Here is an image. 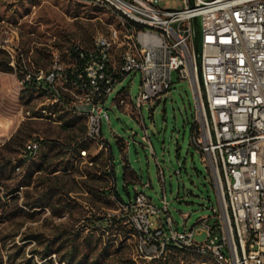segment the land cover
Segmentation results:
<instances>
[{
	"label": "rangeland",
	"instance_id": "obj_1",
	"mask_svg": "<svg viewBox=\"0 0 264 264\" xmlns=\"http://www.w3.org/2000/svg\"><path fill=\"white\" fill-rule=\"evenodd\" d=\"M159 4L166 9L184 5L182 0H159ZM107 18L104 11L73 0H0V264H68L61 260L70 252L68 240L77 247L75 260L83 259L84 264L151 261L135 258L136 234L115 237L97 220L120 218L113 181L107 175L112 165L120 198L125 203L133 199L135 185L161 209L164 193L168 213L159 211L150 220L164 223L169 215L177 231L184 226L198 228L197 221L211 215V207L219 208L210 168L191 141L192 91L175 73L165 97L154 105L143 104L140 120L117 103L119 91H124L129 105L135 102L140 73L131 71L114 85L103 105L109 118H101L112 164L104 145L95 147L98 160L92 165L74 162L72 153L60 152L83 138L82 119L66 113H57L51 121L21 119L23 110L34 111L44 98L24 88L17 73L33 76L48 71L55 60H63L72 43L87 46L97 32H104ZM6 62L11 71H4ZM63 120L76 123L62 126ZM144 126L151 150L141 138ZM32 140L44 144L28 159L25 145ZM88 145L92 151L94 146ZM123 163L135 182L126 177ZM102 174L108 179L100 178ZM122 220L116 230L130 229ZM193 239L202 242L205 234L197 230ZM46 244L60 249L48 261L33 254ZM171 255L173 264H213L203 255Z\"/></svg>",
	"mask_w": 264,
	"mask_h": 264
},
{
	"label": "built area",
	"instance_id": "obj_2",
	"mask_svg": "<svg viewBox=\"0 0 264 264\" xmlns=\"http://www.w3.org/2000/svg\"><path fill=\"white\" fill-rule=\"evenodd\" d=\"M73 1L104 11L110 22L89 45L72 43L48 71L25 75L44 100L21 119L51 121L57 113L82 119L83 138L75 145L94 148L77 149L76 160L92 165L96 149L107 148L101 118H109L103 105L116 83L140 73L134 103L124 91L117 95L118 105L140 120L143 104L169 92L172 73L187 80L195 104L191 141L210 168L219 208L211 207L198 228L177 231L169 215L164 223L150 220L168 213L164 193L158 209L134 185L133 199L117 204L137 235L135 258H159L173 244L213 264H264V0H182L180 9L163 8L159 0ZM141 138L151 150L145 126ZM39 148L32 140L24 151ZM197 230L205 234L202 242L193 239Z\"/></svg>",
	"mask_w": 264,
	"mask_h": 264
},
{
	"label": "trees",
	"instance_id": "obj_3",
	"mask_svg": "<svg viewBox=\"0 0 264 264\" xmlns=\"http://www.w3.org/2000/svg\"><path fill=\"white\" fill-rule=\"evenodd\" d=\"M84 46H86V45H84ZM5 66L6 67H5L4 71L5 70L6 71H11L12 70L11 67L8 66V63L7 62L5 63ZM28 74L31 77H34L30 73H28ZM25 75H26V73H23V74H18L17 73V77L20 79V81H22V85L24 86V88H30L31 90H36L35 87L33 86L32 82L24 81ZM75 123L76 122L72 120V121L65 122L62 126L73 127L75 125ZM193 129H194V124L192 125L191 133L193 132ZM39 142H40V145H43L44 144V141L43 140H39ZM116 142L118 143V146L121 149L122 146H123V143H121V141L119 139ZM74 145L71 146L68 149L60 150V152H70V153H74V152L77 151V149H80V148H88L89 147V145L87 143H85V142H81L78 146H76V145L74 146ZM107 148H108L110 162L112 164V158H111L110 148H109L108 144H107ZM34 155H36V152L35 153H30L28 155V157H29L28 159H31L32 157H34ZM91 160H92V162L93 161L94 162L97 161L98 160V155L92 157ZM123 165H124V168H125L124 173L126 174V177L129 176V179L132 182H135L136 180L134 178V174H132V171L130 170L129 173H127V168L128 167H127V165L125 163H123ZM36 167H37V165H36ZM38 170H40V168ZM107 175L113 181L112 196L114 197V200L116 201V203H125L120 198V196L118 195V193L116 191V188H115V175H114L113 165H112V169L109 171V173H107ZM97 220H99L100 224H102V227L105 229L106 232H108L110 235H114L115 237H116L117 234H119L120 236H122L124 238H128L131 234H133V233L136 234L135 231L131 227L128 230H125V229L116 230V228H118L117 226H119V224H118L119 221L122 220L121 217L119 219H115V218H112V219H101V217H100V218H97ZM41 242L42 241H38V243H41ZM67 244L70 245L69 246L70 247V252H65L62 255V259L61 260L67 262L68 264H70V263L71 264H84L83 259L80 260V261L79 260L77 261V259L75 260V252H76L77 247H76V245H74V241L68 240L67 241ZM59 252H60V249L59 248L58 249L57 248H52L50 244H46L43 247L42 251H39V252L38 251H36V252L34 251L33 254H37L41 260L48 261L50 255L52 253L58 254ZM171 254H176V255L179 254L182 257H189V256L191 257V256L200 255L193 248H179V247H176L173 244H168L167 245V248L165 249V252L158 259H153V260L148 261V262L144 261L141 264H173L174 257ZM123 264H136V263L134 261L128 259V260H123Z\"/></svg>",
	"mask_w": 264,
	"mask_h": 264
},
{
	"label": "crops",
	"instance_id": "obj_4",
	"mask_svg": "<svg viewBox=\"0 0 264 264\" xmlns=\"http://www.w3.org/2000/svg\"><path fill=\"white\" fill-rule=\"evenodd\" d=\"M65 122H68V121H65ZM65 122H64V123H65ZM64 123H63V124H64ZM72 158H73L72 160H73L74 162H78V161L76 160V158H77V151L74 152V153H72ZM95 162H96V161H95ZM95 162L93 161V164H94ZM104 174H106V173H104ZM104 174H102L100 178H104V179L107 178V176H106V177L103 176ZM107 179H108V178H107Z\"/></svg>",
	"mask_w": 264,
	"mask_h": 264
}]
</instances>
